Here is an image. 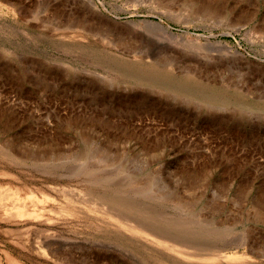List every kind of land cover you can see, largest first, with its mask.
<instances>
[{
	"label": "rangeland",
	"instance_id": "obj_1",
	"mask_svg": "<svg viewBox=\"0 0 264 264\" xmlns=\"http://www.w3.org/2000/svg\"><path fill=\"white\" fill-rule=\"evenodd\" d=\"M0 264H264V0H0Z\"/></svg>",
	"mask_w": 264,
	"mask_h": 264
},
{
	"label": "bare ground",
	"instance_id": "obj_2",
	"mask_svg": "<svg viewBox=\"0 0 264 264\" xmlns=\"http://www.w3.org/2000/svg\"><path fill=\"white\" fill-rule=\"evenodd\" d=\"M208 1V0H207ZM165 3H167V2H165ZM165 3H163V4H165ZM202 3H204V2H202ZM206 3H208V2H206ZM205 4V3H204ZM165 5H167V4H165ZM164 5V6H165ZM169 5H170V3H169ZM169 5H167V6H169ZM203 5V4H202ZM213 5V4H212ZM201 6V5H200ZM204 7H203V12L205 13V16H207L206 14H212V15H214V14H216L217 16H218V11L220 12V10L219 9H217V10H215V9H212L211 7H209L208 8V6H211V5H208V6H205V5H203ZM219 6V5H218ZM218 6H216V7H218ZM170 7V6H169ZM200 8H202V7H200ZM197 10H198V8H197ZM197 10H195V11H197ZM200 10V9H199ZM202 11H199V12H202ZM218 13V14H217ZM221 13V12H220ZM221 15V14H220ZM215 16V15H214ZM213 17V16H212ZM216 17V16H215ZM211 19V18H210ZM67 29V28H66ZM68 29H69V27H68ZM68 29H67V31H68ZM71 30V29H70ZM73 30V29H72ZM235 30H238V28H236ZM65 31V30H64ZM73 31H75V30H73ZM66 32V31H65ZM65 32H63V33H65ZM86 32V31H85ZM84 32V33H85ZM87 34H88V32H87ZM10 156V155H9ZM136 187V186H135ZM138 188H140V187H138ZM138 188H137V190H138ZM132 189H134V188H132ZM136 189V188H135ZM140 189H142V187L140 188ZM159 190V189H158ZM157 190V191H158ZM161 191V190H160ZM162 192L163 191H161V192H157V194L159 193V195L158 196H160L161 197V194H162ZM161 193V194H160ZM164 194V193H163ZM162 194V195H163ZM157 195H156V197H157V199L158 198H160V197H158ZM150 197V196H149ZM152 198H153V196H151ZM150 197V198H151ZM164 196H162V198H163ZM166 197V196H165ZM149 198V199H150ZM167 198V197H166ZM179 199H180V197H178ZM177 199V198H176ZM118 200V199H117ZM173 200H174V198H173ZM172 200V201H173ZM181 200H183L182 198L180 199V200H178L177 202H179V201H181ZM162 201V200H161ZM166 201H168L167 199H166ZM166 201H165V203H166ZM171 201V202H172ZM175 201V200H174ZM184 201V200H183ZM117 202V201H116ZM131 202V201H130ZM129 202V204H132V202L130 203ZM147 202V201H146ZM145 202V203H146ZM184 202H186V201H184ZM189 202V201H188ZM122 202H118V204H121ZM153 203V202H152ZM151 203V204H152ZM180 203V202H179ZM187 203V202H186ZM185 203V204H186ZM105 204V203H104ZM125 204V203H124ZM172 204V203H171ZM176 204V203H175ZM181 204H183V203H181ZM216 204V203H215ZM121 205H123V204H121ZM135 205H136V203H135ZM138 205V204H137ZM139 205H140V203H139ZM138 205V206H139ZM142 205V204H141ZM178 205V204H177ZM214 205V204H213ZM144 205H142L141 207H143ZM157 206V205H156ZM184 205H182L181 206V208L183 207ZM189 206H190V204H189ZM212 206V205H211ZM119 207V206H118ZM133 207H136V206H133ZM150 207V206H149ZM159 207V206H158ZM193 207V206H192ZM214 207V206H213ZM218 207H220L219 205H218ZM120 208V207H119ZM143 208H145V207H143ZM184 208V207H183ZM186 208V207H185ZM136 209V208H135ZM142 209V208H141ZM140 209V210H141ZM146 209V208H145ZM148 209V208H147ZM158 209V208H157ZM156 208H155V210H157ZM187 210L189 209V207L188 208H186ZM215 209V208H214ZM131 210H133V209H131ZM144 210V209H143ZM211 210H213L212 208H211ZM211 210H208V208H207V211L209 212V211H211ZM216 210H217V208H216ZM215 210V212H217ZM147 212H150V211H148V210H146ZM158 211V210H157ZM160 211V210H159ZM154 212V211H153ZM207 212V213H208ZM133 213H134V211H133ZM160 213V212H159ZM158 213V214H159ZM129 214V213H128ZM131 214V213H130ZM141 217H143V218H145V219H149V218H152V216L151 215H149L148 213H146V212H141V213H138ZM162 214V213H161ZM160 214V215H161ZM188 214V213H187ZM201 214V213H200ZM203 214V213H202ZM211 214V213H210ZM197 215V214H196ZM204 215V214H203ZM195 216V215H194ZM199 216V215H198ZM205 216V215H204ZM203 216V217H204ZM186 217H188V216H186ZM170 219H171V217H169ZM204 218H206V216L204 217ZM140 219V218H139ZM170 219H162V218H160V217H157V219H156V221H152V223L150 224L151 226L148 228V230L149 231H151L153 234H156L157 236H159V237H161V238H163V239H170L172 242H174V243H176V244H179V245H181V246H185V247H190V246H188V245H193L194 246V244H201V243H204V244H211V245H214L215 243H219V242H221V241H223V239H226V238H224V236L228 233V229H229V227H225V225L224 226H219V227H216V226H214L212 223H210L207 219H203V220H201V221H199V222H196L195 224L194 223H188V225H187V227H185V226H183L181 223H179V222H176V221H173V220H170ZM190 219H192V217L190 218ZM198 219V218H197ZM196 220V219H195ZM224 220V219H223ZM226 220V219H225ZM224 220V221H225ZM229 220V219H228ZM231 220V219H230ZM193 221V220H192ZM221 221V220H220ZM227 221V220H226ZM225 221V223L226 224H228V222H226ZM233 221V220H232ZM212 222V221H211ZM215 223H216V221H214ZM223 222V221H222ZM224 223V224H225ZM145 224V223H144ZM194 224V226L193 227H198L199 228V230L200 229H202V231L201 232H199V231H195L194 229H193V227L192 228H190L192 225ZM217 224V223H216ZM218 224H221V223H218ZM223 224V223H222ZM231 224H233V223H231ZM212 225V226H211ZM172 233H178V234H180V237L178 236V238H173V237H171L170 236V234L172 235ZM173 238V239H172ZM225 241H223V243H224ZM220 244V243H219ZM225 244V243H224ZM195 245V246H196ZM222 245V244H221ZM202 246V245H201ZM220 246V245H219ZM214 247V246H213ZM212 247V248H213ZM209 248V247H208ZM211 248V247H210ZM215 248H217V247H215ZM210 255V254H209ZM221 257V256H220Z\"/></svg>",
	"mask_w": 264,
	"mask_h": 264
}]
</instances>
